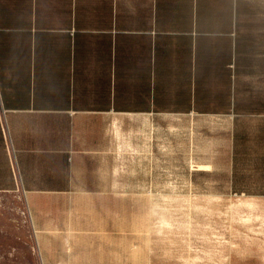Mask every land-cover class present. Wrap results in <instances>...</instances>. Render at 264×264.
I'll use <instances>...</instances> for the list:
<instances>
[{"label": "crops", "instance_id": "1", "mask_svg": "<svg viewBox=\"0 0 264 264\" xmlns=\"http://www.w3.org/2000/svg\"><path fill=\"white\" fill-rule=\"evenodd\" d=\"M194 193L264 240V0H0V243L147 264Z\"/></svg>", "mask_w": 264, "mask_h": 264}, {"label": "rangeland", "instance_id": "2", "mask_svg": "<svg viewBox=\"0 0 264 264\" xmlns=\"http://www.w3.org/2000/svg\"><path fill=\"white\" fill-rule=\"evenodd\" d=\"M203 194L194 193L195 202L182 201L179 205L164 204L150 209L152 230L146 248V263L264 264V240L254 239L252 226L243 222L239 226L242 231L239 238H230L227 244L223 237L228 227L223 225L225 231L222 233V221L232 209L221 208L219 202H214L216 206L212 209L208 208ZM21 207L26 210L23 202ZM22 224L23 238L14 237L12 232L4 233L0 243V264H42L25 214H22ZM230 251H242L243 254H230ZM142 258L144 261L146 257L143 255Z\"/></svg>", "mask_w": 264, "mask_h": 264}]
</instances>
